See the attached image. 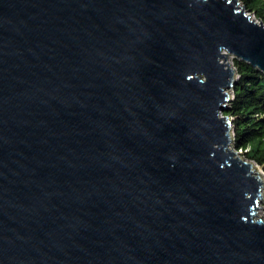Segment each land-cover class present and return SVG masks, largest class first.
Returning <instances> with one entry per match:
<instances>
[{
  "label": "water",
  "instance_id": "95a60500",
  "mask_svg": "<svg viewBox=\"0 0 264 264\" xmlns=\"http://www.w3.org/2000/svg\"><path fill=\"white\" fill-rule=\"evenodd\" d=\"M228 56L236 0H0V264H264Z\"/></svg>",
  "mask_w": 264,
  "mask_h": 264
},
{
  "label": "trees",
  "instance_id": "16d2710c",
  "mask_svg": "<svg viewBox=\"0 0 264 264\" xmlns=\"http://www.w3.org/2000/svg\"><path fill=\"white\" fill-rule=\"evenodd\" d=\"M264 24V0H240ZM235 82L221 111L230 118L231 146L264 173V74L248 62L231 58Z\"/></svg>",
  "mask_w": 264,
  "mask_h": 264
},
{
  "label": "rangeland",
  "instance_id": "374dc122",
  "mask_svg": "<svg viewBox=\"0 0 264 264\" xmlns=\"http://www.w3.org/2000/svg\"><path fill=\"white\" fill-rule=\"evenodd\" d=\"M236 2H237V6L241 9V7H242V9L245 11V13L246 14H248V15H250L249 16V18L250 19H253V20H255V22H257V21H259L258 19H256V16H255V14H253L252 12H250V11H247V10H245V7L243 6V3H241V1L240 0H236ZM230 59H231V56H228V58L226 59L227 60V62L228 63H230ZM230 66L232 67V65H231V63H230ZM231 91H230V89H229V93H230ZM231 145V144H230ZM230 148H231V146H230ZM232 149V148H231ZM238 151H239V149H238ZM237 151V154L239 153ZM238 156V155H237ZM239 157L242 159L243 158V156H242V154L241 153H239ZM244 159V158H243ZM253 165H255L256 166V164H254L253 162H251ZM256 168H258L259 169V167L258 166H256ZM260 170V169H259ZM263 176V179H264V174L262 175ZM261 194H262V197H261V199H260V201H259V203L257 204V209H256V211H255V218H261V219H264V186L262 187V190H261Z\"/></svg>",
  "mask_w": 264,
  "mask_h": 264
},
{
  "label": "clouds",
  "instance_id": "9594fccd",
  "mask_svg": "<svg viewBox=\"0 0 264 264\" xmlns=\"http://www.w3.org/2000/svg\"><path fill=\"white\" fill-rule=\"evenodd\" d=\"M231 89V88H230ZM228 97H230V93H229V91H228ZM220 115L222 116V114H221V112H220ZM226 116V115H225ZM227 117V116H226ZM227 118H229V117H227ZM230 119V118H229ZM230 132H231V128H230ZM230 135H231V133H230ZM231 139H232V135H231ZM230 143H231V140H230ZM231 145H229V147H230ZM231 148H232V150H234L236 153H237V151L238 150H236L235 148H233L232 146H231ZM239 153H241V151L239 150L238 151ZM239 153L237 154L238 156H239Z\"/></svg>",
  "mask_w": 264,
  "mask_h": 264
},
{
  "label": "bare ground",
  "instance_id": "6f19581e",
  "mask_svg": "<svg viewBox=\"0 0 264 264\" xmlns=\"http://www.w3.org/2000/svg\"><path fill=\"white\" fill-rule=\"evenodd\" d=\"M252 165H253V164H252ZM253 167H254L255 170L257 171V174L259 175V178H260V180L263 182V186H264V179H263V176H262L261 171H260L258 168H256L255 165H253Z\"/></svg>",
  "mask_w": 264,
  "mask_h": 264
},
{
  "label": "built area",
  "instance_id": "2783aa9c",
  "mask_svg": "<svg viewBox=\"0 0 264 264\" xmlns=\"http://www.w3.org/2000/svg\"><path fill=\"white\" fill-rule=\"evenodd\" d=\"M248 16H250V15H248ZM255 21V20H254Z\"/></svg>",
  "mask_w": 264,
  "mask_h": 264
}]
</instances>
